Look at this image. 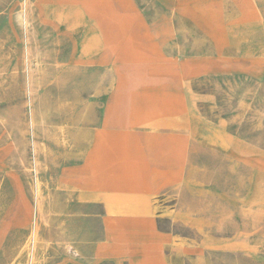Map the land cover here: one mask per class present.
Wrapping results in <instances>:
<instances>
[{
  "label": "rangeland",
  "instance_id": "1",
  "mask_svg": "<svg viewBox=\"0 0 264 264\" xmlns=\"http://www.w3.org/2000/svg\"><path fill=\"white\" fill-rule=\"evenodd\" d=\"M104 144L166 264H264V0H0V264H115L79 189Z\"/></svg>",
  "mask_w": 264,
  "mask_h": 264
},
{
  "label": "crops",
  "instance_id": "2",
  "mask_svg": "<svg viewBox=\"0 0 264 264\" xmlns=\"http://www.w3.org/2000/svg\"><path fill=\"white\" fill-rule=\"evenodd\" d=\"M129 126L131 129L134 128V126ZM145 131L147 140L151 141L160 130L155 134L148 130ZM108 145L112 151L111 156L114 154L113 159L116 163L120 161L121 170L127 178V183H118L112 176L102 175L98 165L100 157L94 151L88 166L91 179L88 183L79 186L80 191L91 190L94 196L104 199L114 206L109 210V216L105 221L107 239L97 246L95 259L98 261L114 259L115 264H123V261H126L127 264H166L162 250H159L162 249L163 240L154 231V223L149 216L148 186L139 174V183H133L131 163L134 162L130 161L129 170L125 171L118 154H116L120 151V147ZM111 156L104 159L108 165H111ZM140 186H144L146 191L138 194L137 190L140 189Z\"/></svg>",
  "mask_w": 264,
  "mask_h": 264
},
{
  "label": "bare ground",
  "instance_id": "3",
  "mask_svg": "<svg viewBox=\"0 0 264 264\" xmlns=\"http://www.w3.org/2000/svg\"><path fill=\"white\" fill-rule=\"evenodd\" d=\"M105 38L112 41L111 35L109 33L104 35ZM87 46L90 47V41L87 42ZM170 112L168 110L163 109L162 107L157 106H140V109L132 110L129 115V125L131 126H140L141 128L148 130L150 133H157L160 130L161 119L169 118ZM170 126V125H166ZM112 151L110 150V146L104 144L100 159L98 161V165L101 169L102 175L108 177L112 176L115 181L118 183H127V178L121 170L120 161L116 163V161L111 156ZM105 156H111V165L106 164L104 162ZM135 167L134 163H131V171L133 174V183H139L138 173L133 172V168ZM35 239V238H34ZM25 248V247H24Z\"/></svg>",
  "mask_w": 264,
  "mask_h": 264
}]
</instances>
